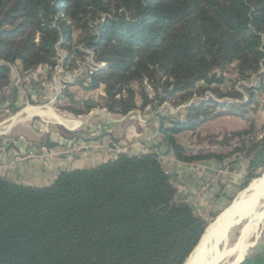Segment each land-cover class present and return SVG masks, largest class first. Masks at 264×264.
Instances as JSON below:
<instances>
[{"label": "trees", "instance_id": "obj_1", "mask_svg": "<svg viewBox=\"0 0 264 264\" xmlns=\"http://www.w3.org/2000/svg\"><path fill=\"white\" fill-rule=\"evenodd\" d=\"M74 29L96 61L108 64L91 88L104 85L105 106L122 116L139 107L132 82L159 85L162 74L170 96L212 85L213 71L234 64L242 76L258 71L264 58V0H0V43L9 62L54 64L56 46L63 39L67 46ZM142 97L147 109L150 100ZM204 107L190 105L184 121L160 118L163 139L180 161L201 159L188 156L176 135L205 122ZM206 228L155 153L63 172L43 188L0 177V264H185Z\"/></svg>", "mask_w": 264, "mask_h": 264}, {"label": "rangeland", "instance_id": "obj_2", "mask_svg": "<svg viewBox=\"0 0 264 264\" xmlns=\"http://www.w3.org/2000/svg\"><path fill=\"white\" fill-rule=\"evenodd\" d=\"M106 17L105 15L101 19L104 20ZM101 19L94 24L90 23V26L99 25L103 22ZM83 37L84 33L80 29H74L72 40L67 46L62 45L64 39L56 46L57 57L53 60L54 64H44L33 68H26L21 60L7 61L0 43V154L11 158L13 163L45 161L48 154L60 156L59 149L62 148L61 141L64 139L70 141V148L64 149L65 156L79 151L82 146L79 144L80 140H95V130L92 127L96 125L95 120L99 118L95 117L93 113H106L116 118L133 115L139 119L150 117V114L161 119L171 117L177 121H184L187 116L186 110L190 105L205 103L204 111H207L209 116L205 122L198 124L194 130L197 133L187 132L180 136L179 143L181 145L187 143V146H190V142L195 141L191 145L197 146V149L193 148L194 153L201 149L207 151L218 146L222 148L232 141L231 136L224 135L223 140L219 142L216 135L213 134L217 130L213 121L220 115L229 113L231 109L236 108L235 115H242L249 120L251 117L249 118L247 112L250 107L248 105L253 100H256L257 109L264 108V58H262L258 71L248 72L242 76L237 64H234L213 71L212 76H216L214 84L208 85L206 82H202L188 92H179L170 96H166L163 92L162 82L165 77L162 74L159 85L148 79L132 82L129 87L136 92L139 107L125 116L112 113L105 106L106 102L102 100L105 86L91 88L92 76L101 70H108V64L96 61L95 49L88 47L87 42L82 40ZM39 39L40 35L37 34L36 43L39 42ZM77 83L80 85L77 91L68 88L69 84ZM173 90L174 87H170V91ZM84 94H90L94 100H85ZM143 94H146L150 100L147 109L142 107ZM164 97L167 98L163 102L162 98ZM210 100L217 105L228 107L224 110L209 103ZM29 108L31 111L38 109L50 115H57L71 123L67 127L54 120L53 117H44L36 112L29 115L30 112L27 111ZM88 120L93 122L88 124ZM101 121L104 122L105 119H101ZM166 126L170 127L168 122ZM262 132L264 134V131ZM187 151L190 154L191 150ZM255 173L250 184L245 188L241 187L242 189L226 202L221 211L205 219L206 229L215 223L219 215L230 208V205H233L239 195L247 191L255 180L264 177V163L255 170ZM246 208L248 209L240 211L233 217L225 229L226 233L219 238L220 240L216 242L217 246L215 245L213 251L209 253L211 256L209 259L216 257L214 258L215 262L218 259L217 264H229L235 260L236 254L231 256L226 254L239 244L245 229H248L244 239L247 245L253 244L263 232L264 197ZM217 252L218 254H216Z\"/></svg>", "mask_w": 264, "mask_h": 264}, {"label": "crops", "instance_id": "obj_3", "mask_svg": "<svg viewBox=\"0 0 264 264\" xmlns=\"http://www.w3.org/2000/svg\"><path fill=\"white\" fill-rule=\"evenodd\" d=\"M69 85L68 88L75 91L80 87L78 83ZM84 97L85 100H94L90 94H84ZM249 106L247 112L252 119L233 114H223L214 119L217 130L213 134L219 142L224 135L231 136L232 141L228 145L193 153V148L197 149V146H191L195 141L192 140L190 146L182 144L188 156L201 157L196 161L183 162L176 158L163 139L159 117L149 114L150 117L146 116L145 119L133 115L116 118L106 113H93L99 118L92 127L95 140H80L82 146L79 151L65 156L64 149L70 148V141L64 139L59 149L60 156L48 154L46 160L40 162L13 163L11 158L0 154V177L22 186L43 188L53 185L63 172L93 169L114 162L123 154L140 156L158 152L164 169L180 195L196 214L207 219L221 211L226 202L242 189L247 178L254 177L255 170L264 163V108L257 109L256 100ZM187 132L176 135L178 142L180 136ZM243 132L248 134L235 136ZM187 150H191L190 154ZM242 258L237 264H264V230L248 246Z\"/></svg>", "mask_w": 264, "mask_h": 264}, {"label": "bare ground", "instance_id": "obj_4", "mask_svg": "<svg viewBox=\"0 0 264 264\" xmlns=\"http://www.w3.org/2000/svg\"><path fill=\"white\" fill-rule=\"evenodd\" d=\"M27 111L30 113L36 112L37 114L44 117L46 116L50 118L53 117L54 120L60 122V124L62 123L67 127H69L71 123V121L70 122L65 121L64 119H62L57 115H50L38 109H35V111H31V109L29 108ZM263 197H264V177L255 180L251 184L250 188L247 191L241 193L237 198V200L233 203V205H230L231 207L228 208L222 215H219L217 221L209 226L205 235L201 239L199 245L197 246L194 253L191 255V257L189 258L186 264H217L218 259L216 260V262L214 260V258L216 257L209 259L210 256L209 253L213 251L216 242L220 240L219 238L226 233L225 229L228 227L233 217L236 216L240 211L242 212L244 210H247L248 208L246 207L248 205L249 206L253 205L258 199ZM247 230L248 229H245L244 232H242L243 234L239 244H237V246L234 249H232L228 254H226L228 256L236 254L235 260L229 264H235L239 262L242 259V257L245 255L246 249L249 246L245 243L246 241H244L248 233ZM216 254H218V252Z\"/></svg>", "mask_w": 264, "mask_h": 264}, {"label": "built area", "instance_id": "obj_5", "mask_svg": "<svg viewBox=\"0 0 264 264\" xmlns=\"http://www.w3.org/2000/svg\"><path fill=\"white\" fill-rule=\"evenodd\" d=\"M158 156H159V154H158V152L156 153ZM160 158V157H159ZM161 159V158H160Z\"/></svg>", "mask_w": 264, "mask_h": 264}, {"label": "water", "instance_id": "obj_6", "mask_svg": "<svg viewBox=\"0 0 264 264\" xmlns=\"http://www.w3.org/2000/svg\"><path fill=\"white\" fill-rule=\"evenodd\" d=\"M206 231H207V229H206ZM206 231H205V232H206Z\"/></svg>", "mask_w": 264, "mask_h": 264}]
</instances>
